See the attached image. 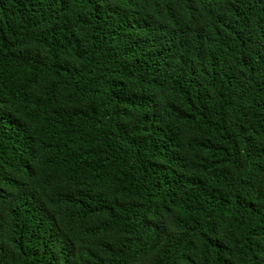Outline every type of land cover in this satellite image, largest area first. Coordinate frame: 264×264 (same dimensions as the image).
<instances>
[{"label": "trees", "instance_id": "16d2710c", "mask_svg": "<svg viewBox=\"0 0 264 264\" xmlns=\"http://www.w3.org/2000/svg\"><path fill=\"white\" fill-rule=\"evenodd\" d=\"M0 264H264V0H0Z\"/></svg>", "mask_w": 264, "mask_h": 264}]
</instances>
